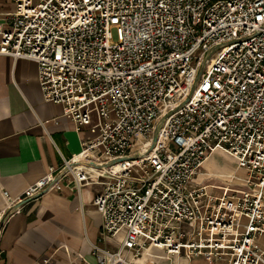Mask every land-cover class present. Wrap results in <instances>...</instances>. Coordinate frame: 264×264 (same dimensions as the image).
I'll return each mask as SVG.
<instances>
[{"label":"built area","instance_id":"1","mask_svg":"<svg viewBox=\"0 0 264 264\" xmlns=\"http://www.w3.org/2000/svg\"><path fill=\"white\" fill-rule=\"evenodd\" d=\"M13 2L0 54L37 62L45 99L92 135L19 197L6 192L11 206L86 161L104 178L102 236H123L93 244L97 264H136L151 244L171 259L264 264V0ZM216 150L246 173L203 171ZM18 210L0 212V236Z\"/></svg>","mask_w":264,"mask_h":264},{"label":"crops","instance_id":"2","mask_svg":"<svg viewBox=\"0 0 264 264\" xmlns=\"http://www.w3.org/2000/svg\"><path fill=\"white\" fill-rule=\"evenodd\" d=\"M13 9V0H0V11ZM84 135H92L89 126L81 133L62 104L45 99L37 62L0 54V212L19 207L2 230L0 264H41L45 256L51 257V264H97L94 243L111 249L120 245L123 236H102V215L94 198L102 188L95 181L104 178L86 161L77 176L66 174L60 189L38 199L11 206L6 195L19 197L50 167L59 168L78 154ZM212 168L203 171L241 170L236 163L225 170ZM133 260L136 264H212L201 256L171 259L165 249L152 244Z\"/></svg>","mask_w":264,"mask_h":264},{"label":"rangeland","instance_id":"3","mask_svg":"<svg viewBox=\"0 0 264 264\" xmlns=\"http://www.w3.org/2000/svg\"><path fill=\"white\" fill-rule=\"evenodd\" d=\"M221 152L223 153H226L224 152L223 150H216L215 152H213L211 155H210V160L208 162H206L204 165H203V168H206L207 170L211 169V167H213L212 169L214 170H225L226 168L225 167H230V166H234L235 163H237V160L231 156L230 154H227L229 157L225 156L224 154H222ZM209 163L211 166H209ZM202 168V169H203ZM238 173L244 175L246 173V171L242 168ZM222 174H227V173H222ZM257 243L264 247V236L263 237H259L257 239ZM129 258L131 257L128 256Z\"/></svg>","mask_w":264,"mask_h":264},{"label":"water","instance_id":"4","mask_svg":"<svg viewBox=\"0 0 264 264\" xmlns=\"http://www.w3.org/2000/svg\"><path fill=\"white\" fill-rule=\"evenodd\" d=\"M159 127H160V125L157 127V129H156V132H155V135H154V140H156L157 139V137H158V130H159Z\"/></svg>","mask_w":264,"mask_h":264},{"label":"bare ground","instance_id":"5","mask_svg":"<svg viewBox=\"0 0 264 264\" xmlns=\"http://www.w3.org/2000/svg\"><path fill=\"white\" fill-rule=\"evenodd\" d=\"M115 168H117V166H115Z\"/></svg>","mask_w":264,"mask_h":264}]
</instances>
